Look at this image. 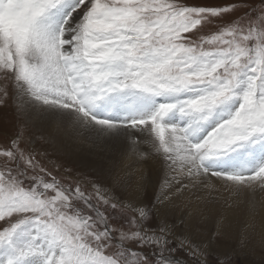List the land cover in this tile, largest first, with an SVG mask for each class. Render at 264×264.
<instances>
[{
    "label": "snow or ice",
    "instance_id": "1",
    "mask_svg": "<svg viewBox=\"0 0 264 264\" xmlns=\"http://www.w3.org/2000/svg\"><path fill=\"white\" fill-rule=\"evenodd\" d=\"M63 3L0 0V71L35 100L72 110L85 124L147 131L153 137L152 152L142 151L139 141L133 139L132 155L141 161L152 155L162 157L171 173L164 186L177 185L167 199L182 201L190 207V216L195 213L206 219L211 215L213 235H227L229 213L239 197L264 193V165L251 174H241L210 171L204 162L246 144L264 142V11L256 19L233 22L197 42L182 33L192 32L209 17L236 11L238 5L78 0L53 30V10ZM77 10L84 12L83 20L69 29L72 12ZM69 30L72 36L65 39ZM242 82L246 88L239 93V109L202 142L192 143L189 137L195 127L236 97ZM185 91L199 94L179 103H162L147 117L112 121L100 119L92 111L98 101L113 94L159 97ZM6 97L7 92L0 96V103H6ZM173 110L190 117L191 123L183 128L165 124ZM12 144L11 149L0 152L4 169L0 171V221H4L0 246L11 245L17 229L29 221L36 224L50 249L59 250V254L51 251L45 264H148L146 256L126 245L134 242L138 249L165 246V239L145 226L149 216L145 209L114 201L92 181H79L73 190L55 177L48 182L39 174L29 176L30 169H44L30 152L26 155L19 147V137ZM25 180L31 184L27 190L22 187ZM81 184L92 191L86 192ZM49 190L55 195L49 197ZM69 208L71 215L66 211ZM115 216L126 218L127 230L123 225L113 227L118 223ZM37 251L30 245L6 264H19ZM105 251L109 255H104ZM201 259L207 264L202 254Z\"/></svg>",
    "mask_w": 264,
    "mask_h": 264
},
{
    "label": "bare ground",
    "instance_id": "2",
    "mask_svg": "<svg viewBox=\"0 0 264 264\" xmlns=\"http://www.w3.org/2000/svg\"><path fill=\"white\" fill-rule=\"evenodd\" d=\"M20 91L27 92L22 88H19V93ZM162 97L167 98L164 103H179L191 98V96L179 94ZM152 99L156 100L153 96L131 94L120 107H113L114 102H120V96L114 94L113 102L104 100L102 110L95 116L112 121L147 117L159 107V103L153 102ZM20 101L27 119L41 130L42 135L50 141L53 150L63 153L66 159L92 170L102 183L108 184L107 194L110 197L132 209H144L150 201L146 194L151 190L155 193L152 207L156 214L154 225L157 220L160 233L172 238L177 244L188 247V250L197 249L201 252L216 254L218 257L228 255L226 247L209 241L210 232L215 230V222L211 215L206 219H201L195 213L190 216V207H185L182 201L167 199L177 185L164 186V181H170L171 173L163 158L152 155L151 158L141 161L132 155L133 139L139 141L142 151L152 152L153 137L147 131L124 128L108 130L94 123L85 124L72 110L44 105L33 97L27 99L20 96ZM227 103L233 106L234 101L230 100ZM225 104L216 109L223 110ZM163 122L183 128L191 123V118L179 110H173L167 114ZM194 134L192 132L190 135L192 143L202 142L208 135L202 134L195 138ZM230 153L243 157L253 154L259 158L258 156L264 154V142L246 144ZM222 156L211 160L221 159ZM218 164H220L219 161ZM141 176L142 179H140ZM173 217L182 222L172 223L170 220ZM229 217L230 230L224 237L237 236L245 239L248 245H244V248L254 255V259L264 260V252L257 248L264 247V193L241 195L238 205L229 213ZM188 228L193 231H202L203 235L193 236L187 231ZM33 260L36 261L35 264H38L41 258L39 257V262L36 257Z\"/></svg>",
    "mask_w": 264,
    "mask_h": 264
},
{
    "label": "rangeland",
    "instance_id": "3",
    "mask_svg": "<svg viewBox=\"0 0 264 264\" xmlns=\"http://www.w3.org/2000/svg\"><path fill=\"white\" fill-rule=\"evenodd\" d=\"M174 2L204 7H226L230 4L238 5L236 11L225 13L221 17H209L210 22L202 21L201 25L197 26V29L189 33H182V36L197 42H199L202 38H211L213 35H216L222 27L232 24L233 22H237L241 19L245 20V22L246 20L256 19L261 15L262 11H264V0H174ZM77 3L78 0H64L62 6L53 10L52 19L50 21L53 30L63 23L65 17L69 12L72 11ZM83 16L84 12L82 10L72 12L68 26L69 29L76 28L83 20ZM193 33H195V35H193ZM71 36V30L65 33V39H70ZM240 88L244 90L246 88V83L242 82ZM5 92H7L6 103H0V152H3L5 149H11L13 147L12 141L19 137V147L25 151L26 155L30 152L35 157V160L39 163L40 167L44 169L43 172H41L39 168L36 169L35 172L30 169L28 173L29 176L40 173L41 176H43L48 182H51L52 178L55 177L60 184L73 190L78 186L79 181H92L98 184L100 188L107 193L108 184L102 183V180L96 177L92 170L89 168L87 169V167L75 163L74 161L66 159V157L63 156V153L56 151L55 149L53 150V146H51L50 141H47V139L42 135L41 130H39L32 122H30L23 112L24 110L23 106L21 105L20 96L27 99L32 98V96L29 93L23 91H20L19 93V88L15 87V81L13 79H9L3 71H0V96H3ZM178 94L189 97L192 95V92H181ZM197 94L198 93H195V95ZM130 95L131 93L119 95L120 102H114L113 107H120L126 102V99ZM113 96L114 94L101 101H98L94 109H92L93 114L95 115L102 110L104 100L113 102ZM155 98L156 100L152 99V101L156 102L157 104L159 103L158 105L164 103L167 99H164L162 96ZM232 101L235 102V99H232ZM231 108L232 105L230 103H226L223 106V110H221V108L220 110L215 109L207 121L220 120L225 113L230 111ZM224 109L226 110L224 111ZM237 110H235L234 113ZM206 122H204V124L202 123L201 125H198V129L195 127L194 130L199 132L200 130L201 132L204 131ZM194 135L195 138L201 136H197L196 133ZM189 139L192 142L190 137ZM258 157L263 158L264 154ZM2 160L3 157H0V162H2ZM0 171H4V169L0 167ZM30 186V181L27 180H25L22 185V187L26 190ZM80 186L85 188L86 192L92 191V189L86 184H81ZM154 194L155 193L151 190L146 194L147 199L150 201L148 205L144 207V209L149 212L148 220L146 221L145 226L150 233L154 234L158 238L163 237L166 241L165 246L163 248L152 246L138 249L134 242H129L126 245L127 248L135 251L137 255L146 256L148 258V264H202V259L200 258L201 254L206 257L207 264H224V262L228 260H230L231 264H264V260L254 259V255L244 248V245H248L247 241L237 236L229 238H217L213 235L215 230L210 232V242L227 248L226 250L228 251V255L222 257H218V255H213L212 253L201 252L197 249V254L194 255L193 250H188V247L177 244L175 240L168 237L167 235L164 236L163 233L159 232L157 220L156 224L154 225V220L156 217V214H154V209L152 208L154 206ZM47 195L50 197L55 195V193L49 190ZM112 199L121 203L117 199ZM66 211H68L69 215L73 214L71 208L66 209ZM101 211H103V208H101ZM114 219L118 223L113 224V227L119 228L121 225H123L124 230H127V224L124 223L126 220L125 217L115 216ZM170 221L175 224L182 222V220L178 221V218L175 217H173ZM3 224L4 221H0V225ZM187 231L193 236L203 235L201 233L202 231H193L189 228ZM37 232L39 233V229L37 228L36 224L29 221L21 225V228L17 229L13 236V243L19 248V250L25 249L30 245L39 249V251H37L35 254L26 257V260L29 259V261H25L26 264H35L36 261L33 260L35 257L37 260L39 257L41 258V261L38 264H44V256L47 255L45 251L47 243L41 236H36L35 233ZM115 235L118 239L119 233L117 232ZM41 241L43 242L44 246L41 245ZM257 248L259 251L264 252V247ZM57 254H59V250ZM104 255H109V252L105 251ZM174 255L179 258L178 262L180 263L176 261H168V259L174 258ZM6 260H8V258H6Z\"/></svg>",
    "mask_w": 264,
    "mask_h": 264
}]
</instances>
